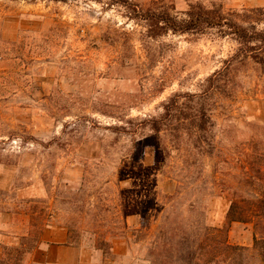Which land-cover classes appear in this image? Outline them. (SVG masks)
<instances>
[{
	"label": "rangeland",
	"instance_id": "374dc122",
	"mask_svg": "<svg viewBox=\"0 0 264 264\" xmlns=\"http://www.w3.org/2000/svg\"><path fill=\"white\" fill-rule=\"evenodd\" d=\"M129 1L179 16L191 3L238 19L264 9V0ZM129 11L109 0H0V227L9 226L0 258L37 247L55 221L74 245L100 250L102 264H183L151 255L161 227L225 232L247 248L234 264H264V229L255 248L250 214L227 219L231 199L249 211L264 187V66L232 64L205 101L211 152L182 127L185 105L157 134L148 120L174 94L206 89L239 44L218 29L153 38ZM36 247L21 264H33Z\"/></svg>",
	"mask_w": 264,
	"mask_h": 264
},
{
	"label": "trees",
	"instance_id": "16d2710c",
	"mask_svg": "<svg viewBox=\"0 0 264 264\" xmlns=\"http://www.w3.org/2000/svg\"><path fill=\"white\" fill-rule=\"evenodd\" d=\"M66 1V0H53ZM102 1V0H96ZM110 4H120L129 8L130 17L136 21H142L147 28L150 37L157 38L173 33H205L209 29H218L223 35L232 36L239 44L236 52L225 60V66L215 71L206 80V89L199 93H176L167 103L164 104V112L156 117H151L148 122L151 129L160 134L161 131L167 130V122L174 118H179L185 105L189 112L187 117L190 119V125L182 123L185 129L194 131V133L206 142L211 152L212 143L207 139L209 127L213 125V109L205 106V101L212 97L223 77L227 76L232 64L242 62L243 59H250L253 62L264 66V27L260 28L259 23L264 21V9L258 8L254 11L259 12L257 16L246 15L238 19L234 15L224 11L222 7H207L202 3H191L184 16L173 14L168 8L156 7H137L129 0H109ZM240 59V60H239ZM164 126H167L164 128ZM178 137H180L178 135ZM205 137V138H204ZM211 139V138H210ZM261 197L252 202V207L247 211L236 199H231L227 212L228 223L233 221H245L248 212L254 221L255 228V248H258L259 239L257 233L264 229V187L257 188ZM134 209L131 213L134 214ZM169 232L165 227H161L151 243V255L165 254L169 260L176 258L175 262L183 264H234L233 256L239 255L245 257L246 247L231 244L227 235L209 237V233L199 235L183 232L177 235L172 229ZM219 231V230H218ZM72 242V241H71ZM22 250L21 247H13L9 252H5V257L0 258V264H21V255L29 252ZM16 253L13 260L12 253ZM168 262V261H167ZM244 264V263H241Z\"/></svg>",
	"mask_w": 264,
	"mask_h": 264
},
{
	"label": "crops",
	"instance_id": "0c3cea01",
	"mask_svg": "<svg viewBox=\"0 0 264 264\" xmlns=\"http://www.w3.org/2000/svg\"><path fill=\"white\" fill-rule=\"evenodd\" d=\"M136 222V215L127 218ZM0 228L8 229L2 225ZM69 228L58 222L49 223L38 246L30 253L33 264H102L103 254L98 249L87 250L82 245H74ZM116 253L122 252L115 249Z\"/></svg>",
	"mask_w": 264,
	"mask_h": 264
}]
</instances>
